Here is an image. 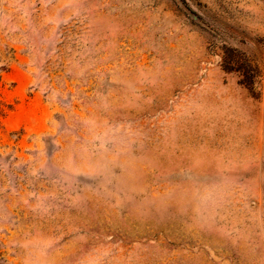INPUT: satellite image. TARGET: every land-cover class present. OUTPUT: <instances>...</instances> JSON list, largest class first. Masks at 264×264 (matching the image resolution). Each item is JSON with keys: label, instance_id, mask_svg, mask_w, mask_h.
<instances>
[{"label": "rangeland", "instance_id": "rangeland-1", "mask_svg": "<svg viewBox=\"0 0 264 264\" xmlns=\"http://www.w3.org/2000/svg\"><path fill=\"white\" fill-rule=\"evenodd\" d=\"M0 264H264V0H0Z\"/></svg>", "mask_w": 264, "mask_h": 264}]
</instances>
